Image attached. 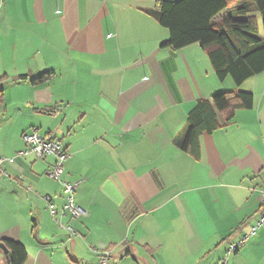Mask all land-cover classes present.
Masks as SVG:
<instances>
[{
	"label": "crops",
	"instance_id": "0c3cea01",
	"mask_svg": "<svg viewBox=\"0 0 264 264\" xmlns=\"http://www.w3.org/2000/svg\"><path fill=\"white\" fill-rule=\"evenodd\" d=\"M158 1L0 0V157L13 158L2 163L0 242L23 244L28 264H98L104 246L115 264H264V224L248 235L264 186V70L237 85L198 43L162 46ZM238 90L252 107L230 121L216 113L198 156L181 149L197 102ZM32 129L60 141L62 178L80 180L74 199L88 214L61 220L74 234L50 213L64 204L45 174L54 156L17 155Z\"/></svg>",
	"mask_w": 264,
	"mask_h": 264
},
{
	"label": "trees",
	"instance_id": "16d2710c",
	"mask_svg": "<svg viewBox=\"0 0 264 264\" xmlns=\"http://www.w3.org/2000/svg\"><path fill=\"white\" fill-rule=\"evenodd\" d=\"M254 6L257 15L250 14ZM227 10L219 21L214 17ZM157 21L168 29L169 38L161 45L179 49L198 43L206 52L219 80L229 76L239 85L264 70V0H160L151 11ZM258 17L261 20V32ZM49 73L31 79L44 81ZM26 76H18L24 79ZM212 103L201 99L188 114L179 146L198 156L199 137L218 127L216 113H223L230 121L237 109L253 105L249 91L216 93ZM11 257L8 264H28L31 256L25 246L12 240H1Z\"/></svg>",
	"mask_w": 264,
	"mask_h": 264
},
{
	"label": "built area",
	"instance_id": "2783aa9c",
	"mask_svg": "<svg viewBox=\"0 0 264 264\" xmlns=\"http://www.w3.org/2000/svg\"><path fill=\"white\" fill-rule=\"evenodd\" d=\"M23 142L26 146L24 150L17 152V155H26L32 153L35 158H42L46 155H53L54 162L52 166L46 170L45 174L49 178L57 180L61 184L62 195L64 198V204L60 211L50 210V213L55 222L63 228H66L72 234L75 233L70 225H64L62 223V217L68 216L70 218H82L88 214V211L78 204L74 199L75 191L80 183V180L66 181L62 178L64 173V166L69 153L60 141L42 135L37 129L25 131L22 134ZM12 161L13 158L0 157V180L4 177H8V173L3 169V161ZM44 199L48 200L45 196ZM259 200L261 204V211L259 212L258 218H256L254 224L250 227L248 235H255L256 230L264 224V186L260 189ZM246 236L237 242L231 243L227 250V255L235 252L239 245L245 240ZM98 252V264H115L111 261V249L108 247H100L97 249ZM220 264H226V261H222Z\"/></svg>",
	"mask_w": 264,
	"mask_h": 264
},
{
	"label": "water",
	"instance_id": "95a60500",
	"mask_svg": "<svg viewBox=\"0 0 264 264\" xmlns=\"http://www.w3.org/2000/svg\"><path fill=\"white\" fill-rule=\"evenodd\" d=\"M0 249L3 251L5 254L6 262L9 263V259L11 257V253L9 252L8 248L3 242H0Z\"/></svg>",
	"mask_w": 264,
	"mask_h": 264
},
{
	"label": "rangeland",
	"instance_id": "374dc122",
	"mask_svg": "<svg viewBox=\"0 0 264 264\" xmlns=\"http://www.w3.org/2000/svg\"><path fill=\"white\" fill-rule=\"evenodd\" d=\"M260 21H261V20L259 19V23H260ZM260 32H261V28H260Z\"/></svg>",
	"mask_w": 264,
	"mask_h": 264
}]
</instances>
